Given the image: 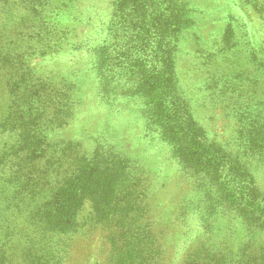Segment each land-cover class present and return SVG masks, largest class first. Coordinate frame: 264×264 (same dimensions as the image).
<instances>
[{"label": "rangeland", "instance_id": "rangeland-1", "mask_svg": "<svg viewBox=\"0 0 264 264\" xmlns=\"http://www.w3.org/2000/svg\"><path fill=\"white\" fill-rule=\"evenodd\" d=\"M119 1L0 0V264H264V0H173L110 66ZM64 175L97 194L61 235L35 204Z\"/></svg>", "mask_w": 264, "mask_h": 264}, {"label": "trees", "instance_id": "trees-1", "mask_svg": "<svg viewBox=\"0 0 264 264\" xmlns=\"http://www.w3.org/2000/svg\"><path fill=\"white\" fill-rule=\"evenodd\" d=\"M173 0H120L118 2L117 7V19L118 21L113 25L112 33H113V42L107 48L109 49V53L106 54L108 64L111 66V62L113 60L119 61L118 64H126L130 61L128 57V51L125 50V46L122 48L124 52L119 51L120 47H122L123 43L126 42L132 43V41H143L146 40L144 35H151L153 38L159 39V50L164 46L163 40L164 35L168 34L169 28L172 26V22H170L171 17L175 15L173 13L174 10L178 13L176 9V5L173 4ZM164 6V7H162ZM152 8L155 9L157 15L154 12L148 13V10ZM161 11V12H160ZM179 14V13H178ZM174 19V18H173ZM162 36V38L159 37ZM148 40V39H147ZM154 41L155 39H149ZM161 45V46H160ZM148 54L154 53L151 48L147 50ZM115 55V57H113ZM145 57V56H144ZM170 121H174L170 117ZM174 124H177L174 122ZM12 127V126H11ZM185 129V128H184ZM183 137L189 139L188 142H183L182 139L175 133L173 136L176 141V145L179 147L180 151L188 154L192 159H196L197 157L206 163V165L211 164L214 160H217V157L208 158V154L204 155L206 152L204 149V145L198 146V143L187 136V134L183 133ZM189 135V134H188ZM10 148L13 146L10 144ZM5 149L9 148L8 146H4ZM200 148L203 150L202 154L198 153ZM196 149V151H195ZM35 156H37V151H35ZM58 156V155H57ZM223 156H220L219 160L222 159ZM57 162V157L48 158L46 163L49 167H42L43 169H22L16 171L15 175H12L9 181L12 183H20L22 184V192L31 193L35 190V187L28 188L26 185L29 183H35L39 179L44 178L49 180L50 178V170L51 166ZM223 164V163H222ZM224 165V164H223ZM37 166V165H35ZM34 166V167H35ZM75 172V171H74ZM76 174V173H75ZM63 181L61 185L56 184L51 185L48 183L45 189H41L42 191L48 190L51 194L52 199L48 202L46 200L43 203V199L41 203H36L38 206L36 208L37 215L41 219L42 222L46 223V228L44 227V223L42 226L44 229H47V226H51L56 233L64 234L66 230H68L71 226L75 224V222L79 225V221H77V215L82 208V201L84 199L85 193L89 190L92 193L97 194L96 188H92L91 186H85V183L81 175H77L74 180L72 177H68L64 175L62 178ZM23 182V183H22ZM61 182V181H60ZM117 184V183H114ZM120 186H122L120 184ZM52 187V188H51ZM24 190V191H23ZM110 194H112L116 188L109 187ZM28 191V192H27ZM257 189L254 188L252 191H249V195L251 197L252 203L257 202ZM13 195L18 196L19 191L13 193ZM36 195V194H33ZM37 196H33V199ZM259 207V205H249L248 208ZM104 208H102L103 210ZM262 210V209H261ZM263 212V211H262ZM66 214L67 217L65 216ZM96 218V215L93 216V220ZM69 220V223L67 222ZM95 221V220H94ZM67 222V223H66ZM96 222V221H95ZM44 259V255L38 257L39 263L42 264ZM53 262V260H52ZM54 264V263H53ZM61 264V263H60ZM254 264V263H250Z\"/></svg>", "mask_w": 264, "mask_h": 264}]
</instances>
